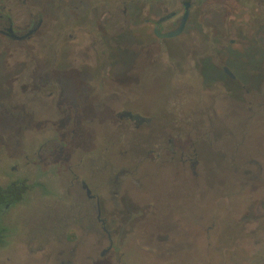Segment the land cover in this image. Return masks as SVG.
Masks as SVG:
<instances>
[{"label":"flooded vegetation","instance_id":"af4514ba","mask_svg":"<svg viewBox=\"0 0 264 264\" xmlns=\"http://www.w3.org/2000/svg\"><path fill=\"white\" fill-rule=\"evenodd\" d=\"M141 62L177 86L164 120L126 102L135 84L112 83ZM227 109L236 138L218 124ZM47 113L58 132L0 151V264H132L128 248L196 264L197 243L239 249L222 232L259 223L264 137L249 127H264V0H0V120L26 130ZM99 116L112 136L94 150L80 125ZM147 164L170 172L165 197ZM206 190L222 220L195 216Z\"/></svg>","mask_w":264,"mask_h":264},{"label":"rangeland","instance_id":"374dc122","mask_svg":"<svg viewBox=\"0 0 264 264\" xmlns=\"http://www.w3.org/2000/svg\"><path fill=\"white\" fill-rule=\"evenodd\" d=\"M141 74V75H140ZM145 77L144 82L139 78ZM112 83L118 84L122 89H127L135 84L133 87L137 88L135 95H132L133 99L126 102H130L135 108L142 111L152 113L157 120H164V110L170 104L175 96L177 86L171 79L169 72L161 67H152L146 69V65L143 62L138 64V67L133 71V75L117 77ZM197 106V99L194 93L191 96L188 107L194 108ZM225 115L222 114L220 119L223 121L218 122L219 125L223 124L233 133V138L238 137L241 132V123L237 117H235L229 109L226 110ZM261 125V124H260ZM258 125H252L249 127V133L256 136L259 140V144L263 142L264 127ZM81 126V135L87 140L85 144L89 142L91 148L94 150L100 149L104 145L105 137L112 136V132L109 130L105 119L102 116L96 117L85 129L84 125ZM55 123V115L53 113H47L44 116L34 118V121L29 124L26 130H23L18 123H8L0 120V151L1 154L7 150L9 152L15 151L21 147L28 148L33 144V137L40 132H44L45 136H51L58 132ZM35 134V135H34ZM37 138V137H36ZM233 142L229 141L228 145ZM5 144V145H4ZM115 153V150H112ZM5 155H2L4 158ZM143 171L148 175L147 186L152 192V195L159 197H165L166 192L164 189H160L161 186L169 184L171 180L170 172L167 169L160 168L156 165H144ZM206 180L209 183L215 184L219 182L220 177L217 176V172L214 171L212 175H208ZM161 190V191H160ZM217 192H208L207 190L198 198H194L191 204L192 210L196 213V217L200 218L198 214L202 213L204 216L211 212H217L218 209L214 203V196ZM186 195L181 192L178 195V201L187 202ZM259 223L258 228L255 230L256 234L244 231L243 234H232L231 230L222 232V239L229 242L233 239V243L238 241L239 249L228 250V252L218 249H202L200 243H197L194 258L196 264H264V185L259 190ZM235 204L240 205V201H235ZM251 212V209L248 210ZM218 219L222 220V211L219 209L217 212ZM202 215V216H203ZM229 225H233L234 220ZM236 233V232H235ZM217 244V245H216ZM220 244L219 241L213 242L211 245ZM127 252L130 255L132 264H147L144 255L141 252H135L128 248ZM187 257H180L178 264H186Z\"/></svg>","mask_w":264,"mask_h":264}]
</instances>
